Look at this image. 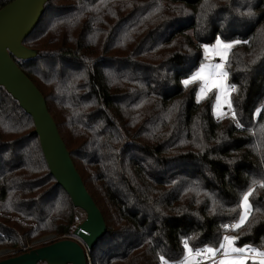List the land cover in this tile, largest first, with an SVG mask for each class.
<instances>
[{"label": "trees", "instance_id": "1", "mask_svg": "<svg viewBox=\"0 0 264 264\" xmlns=\"http://www.w3.org/2000/svg\"><path fill=\"white\" fill-rule=\"evenodd\" d=\"M217 35L248 41L234 46L228 81L243 128L214 119V96L197 104L198 85L180 83ZM23 44L36 55L13 59L106 224L87 264L178 259L185 237L193 247L224 234L264 247V113L251 116L264 108V0H47ZM33 129L0 86V248L10 256L44 234H71L76 220ZM249 187V221L225 233Z\"/></svg>", "mask_w": 264, "mask_h": 264}, {"label": "water", "instance_id": "2", "mask_svg": "<svg viewBox=\"0 0 264 264\" xmlns=\"http://www.w3.org/2000/svg\"><path fill=\"white\" fill-rule=\"evenodd\" d=\"M47 0H11L0 8V86L16 99L32 118L40 148L50 174L69 196L76 210L85 212L73 225L74 239L64 238L30 248L0 260V264H87V250L106 232L103 216L88 193L69 151L51 117L45 99L13 58L28 59L37 51L23 39L34 29Z\"/></svg>", "mask_w": 264, "mask_h": 264}, {"label": "snow or ice", "instance_id": "3", "mask_svg": "<svg viewBox=\"0 0 264 264\" xmlns=\"http://www.w3.org/2000/svg\"><path fill=\"white\" fill-rule=\"evenodd\" d=\"M247 44L248 41L221 39L220 35L215 38L214 44H202L204 60L199 67L189 76L183 78L180 83L187 87L198 85L195 90L197 104L214 96L211 103V115L217 121L225 117L234 122L236 128H243L240 118L235 109L233 95L237 93V85L229 83L230 54L234 46ZM264 108L256 107L251 113L252 119L257 120ZM219 143V140L217 141ZM175 183V181H173ZM264 187V182H261ZM254 189L249 187L239 197V215L231 222L222 223L220 228L225 233H238L249 221L253 211L251 196ZM236 209H232L235 212ZM239 235L224 234L219 237L215 245L204 244L201 247H193L189 239L182 241V255L178 259H170L164 254H157L159 264H264V251L250 244L238 245Z\"/></svg>", "mask_w": 264, "mask_h": 264}, {"label": "rangeland", "instance_id": "4", "mask_svg": "<svg viewBox=\"0 0 264 264\" xmlns=\"http://www.w3.org/2000/svg\"><path fill=\"white\" fill-rule=\"evenodd\" d=\"M215 43V40L213 41V42H211V43H207V44H209V45H211V44H214ZM202 49V48H201ZM202 55H203V59H202V61L200 62V64L202 63V62H205V60H204V51H203V49H202ZM199 64V65H200ZM199 65H198V67H199ZM197 67V68H198ZM196 68V69H197ZM195 69V70H196ZM194 70V71H195ZM193 71V72H194ZM192 72V73H193ZM191 73V74H192ZM190 74V75H191ZM76 212H77V222L75 223V225L76 224H78V223H80V222H82L83 220H84V218H85V212L84 211H82V210H76ZM60 234H55V233H48V234H44V235H42V236H40V237H38V238H36V239H34L33 241H31L29 244H27V246H26V248H27V250H29L30 248H35V247H38V246H40V245H43V244H46V243H49V242H51V241H54V240H59V239H64V238H62L63 236H59ZM69 235H71V234H69ZM59 238V239H58ZM71 239V238H70ZM260 250H262V251H264V247L262 248V249H260ZM26 251V250H25ZM14 253V250L13 249H11V248H8V247H3V248H0V260L1 259H4V258H6V257H8V256H10V255H12Z\"/></svg>", "mask_w": 264, "mask_h": 264}, {"label": "built area", "instance_id": "5", "mask_svg": "<svg viewBox=\"0 0 264 264\" xmlns=\"http://www.w3.org/2000/svg\"><path fill=\"white\" fill-rule=\"evenodd\" d=\"M76 215H77V212H76ZM59 236H63L62 238H71V239H74V235L73 234H71V235L60 234Z\"/></svg>", "mask_w": 264, "mask_h": 264}]
</instances>
